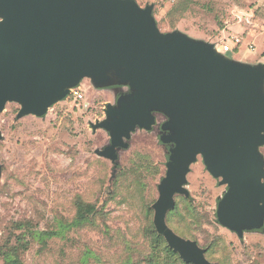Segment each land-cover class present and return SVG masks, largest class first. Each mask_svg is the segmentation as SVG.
I'll return each mask as SVG.
<instances>
[{
  "label": "rangeland",
  "instance_id": "374dc122",
  "mask_svg": "<svg viewBox=\"0 0 264 264\" xmlns=\"http://www.w3.org/2000/svg\"><path fill=\"white\" fill-rule=\"evenodd\" d=\"M176 1L133 3L148 10L159 36L204 48L245 79L259 77L246 104L225 107L224 118L240 122L252 102L264 105V0H189L186 16L172 20L167 16ZM13 10L0 0V21ZM235 38L241 44L237 53L219 50L224 43L232 47ZM93 69L60 84L62 96L41 113L19 115L23 103L14 96L4 102L0 250L17 247L23 264H150L152 252L156 264H178L166 258L162 244L154 251L149 231L176 147L173 117L162 108L150 109L149 125L137 124L109 152L113 131L103 125L116 124L112 112L129 107L137 90L121 79L124 69L111 58ZM73 91L82 98L76 100ZM254 153L264 181V144ZM182 188L187 195L174 194L175 209L165 215L174 234L197 242L212 264H264V213L256 223L245 220L239 231L225 223L220 209L232 188L206 169L202 153L189 163ZM77 199L95 212L86 224L69 228ZM39 232L55 234L43 242L32 236ZM18 241L26 242V251L19 250ZM0 264H5L1 258Z\"/></svg>",
  "mask_w": 264,
  "mask_h": 264
},
{
  "label": "water",
  "instance_id": "95a60500",
  "mask_svg": "<svg viewBox=\"0 0 264 264\" xmlns=\"http://www.w3.org/2000/svg\"><path fill=\"white\" fill-rule=\"evenodd\" d=\"M2 1L14 10L0 21V110L14 96L23 103L19 115L41 113L62 96L60 84L111 58L137 91L129 107L112 112L116 124L103 125L113 131L109 152L137 124L149 125L150 109L173 117L176 147L153 204V223L167 245L185 263L212 264L195 242L165 223L174 194L187 195L182 182L198 152L206 169L232 188L221 204L223 221L237 231L245 220L257 222L264 213V181L254 152L264 144V105L252 102L235 124L224 118L226 108L246 104L257 75L245 79L204 48L159 36L148 10L132 0Z\"/></svg>",
  "mask_w": 264,
  "mask_h": 264
},
{
  "label": "trees",
  "instance_id": "16d2710c",
  "mask_svg": "<svg viewBox=\"0 0 264 264\" xmlns=\"http://www.w3.org/2000/svg\"><path fill=\"white\" fill-rule=\"evenodd\" d=\"M133 2L135 0H132ZM189 0H177L174 5L170 8L168 12V16L172 20H180L186 16L188 13V3ZM153 11V10H152ZM222 28V25L219 24V29ZM241 44L237 45L233 49V53H237L239 51ZM262 57H264V52L262 53ZM75 206H76V214L74 217V220L70 223L67 224V226L70 227H79L84 224H86L90 218V216L95 212V208L91 204H87L82 202L81 200L77 199L75 201ZM175 209V203H174V208L170 210L169 212L173 211ZM150 234H151V244L154 246V251L160 247V245H163V252L165 253V256L167 259L170 260H175L178 262V264H191V263H185L182 261L179 257V255L174 252L166 243L164 240L163 236L160 235L155 227L154 224L151 225L150 227ZM55 233L52 232H39V233H32L33 237H36L40 239L41 241H45V238H51ZM190 241V240H189ZM195 242V241H192ZM196 245L198 246L197 242H195ZM18 247L19 250L21 248V251H26L27 250V244L26 242L18 241ZM0 258L5 262V264H23V262L20 260L19 257V252L17 250V247H7L4 246V249L0 250ZM158 261L154 258V252H152V256L149 257L148 263L150 264H156Z\"/></svg>",
  "mask_w": 264,
  "mask_h": 264
},
{
  "label": "built area",
  "instance_id": "2783aa9c",
  "mask_svg": "<svg viewBox=\"0 0 264 264\" xmlns=\"http://www.w3.org/2000/svg\"><path fill=\"white\" fill-rule=\"evenodd\" d=\"M234 45L231 47L229 44L227 43H224L223 45L219 46V50L222 52V53H232L233 49L240 44V40L235 38V39H232ZM74 95H75V99L78 100V99H81L82 98V95L80 92L78 91H73L72 92Z\"/></svg>",
  "mask_w": 264,
  "mask_h": 264
}]
</instances>
